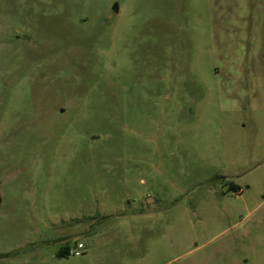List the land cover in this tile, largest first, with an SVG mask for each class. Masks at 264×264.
<instances>
[{
	"label": "rangeland",
	"instance_id": "1",
	"mask_svg": "<svg viewBox=\"0 0 264 264\" xmlns=\"http://www.w3.org/2000/svg\"><path fill=\"white\" fill-rule=\"evenodd\" d=\"M0 197V264H264V0H0Z\"/></svg>",
	"mask_w": 264,
	"mask_h": 264
},
{
	"label": "built area",
	"instance_id": "2",
	"mask_svg": "<svg viewBox=\"0 0 264 264\" xmlns=\"http://www.w3.org/2000/svg\"><path fill=\"white\" fill-rule=\"evenodd\" d=\"M77 248H78V249H82V248H83V245L79 243V244L77 245ZM75 254H76V255H79L80 253H79V252H76Z\"/></svg>",
	"mask_w": 264,
	"mask_h": 264
},
{
	"label": "trees",
	"instance_id": "3",
	"mask_svg": "<svg viewBox=\"0 0 264 264\" xmlns=\"http://www.w3.org/2000/svg\"><path fill=\"white\" fill-rule=\"evenodd\" d=\"M234 189H235V191H237V190H238V189H237V187H235ZM62 255H63V254H62ZM64 255H66V253H64Z\"/></svg>",
	"mask_w": 264,
	"mask_h": 264
},
{
	"label": "water",
	"instance_id": "4",
	"mask_svg": "<svg viewBox=\"0 0 264 264\" xmlns=\"http://www.w3.org/2000/svg\"><path fill=\"white\" fill-rule=\"evenodd\" d=\"M117 11V8H115V12ZM0 202H1V197H0Z\"/></svg>",
	"mask_w": 264,
	"mask_h": 264
}]
</instances>
